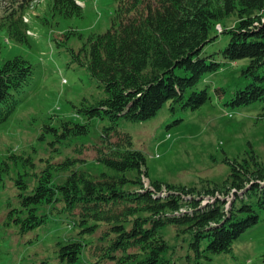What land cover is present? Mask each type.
<instances>
[{"label":"trees","instance_id":"16d2710c","mask_svg":"<svg viewBox=\"0 0 264 264\" xmlns=\"http://www.w3.org/2000/svg\"><path fill=\"white\" fill-rule=\"evenodd\" d=\"M7 1L0 33L15 43H28L30 29L24 16L33 0ZM78 1L52 0L51 13L83 18L85 7ZM116 1L107 32L91 34L78 52L72 50L74 62L87 68L104 96L78 110L85 123L64 121L62 130L45 126L40 137L45 141L46 134L52 135L51 149L60 154L61 145L71 138L88 136L92 120H107L110 124L94 149L96 162L108 171L93 174L79 168L84 160L67 157L48 161L35 173L33 187L28 173L19 174L8 223L26 235L51 216H66L76 234L57 243L62 264H178L180 258L162 233L165 228L189 244L188 264L231 253L264 211V161L254 151L242 160H227L232 168L223 185L189 188L151 180L152 187H146L144 177L150 178L146 157L135 148L132 135L120 130V123L153 120L166 106L172 113L200 109L211 100L202 83L224 62L249 60L242 75L250 83L227 105L240 109L264 102V0ZM230 18L233 26L223 24ZM214 30L230 35L222 52L224 62L215 53H204L216 40ZM33 78L34 66L22 56L0 62V128ZM10 160L35 167L32 156L12 153L0 162V187L11 169ZM54 171L69 175L57 184ZM47 207L51 211H42Z\"/></svg>","mask_w":264,"mask_h":264},{"label":"rangeland","instance_id":"374dc122","mask_svg":"<svg viewBox=\"0 0 264 264\" xmlns=\"http://www.w3.org/2000/svg\"><path fill=\"white\" fill-rule=\"evenodd\" d=\"M9 1L0 0V15ZM52 0H33L26 12L29 42L18 44L0 33V62L22 56L34 66V78L20 97V104L8 123L0 128V162L12 153L32 156L35 167L23 166L10 160V171L3 175L0 187V264H62L58 259L57 243L76 234L66 216H51L47 224L21 235L8 223L9 203H16L14 179L28 173L27 181L37 183L35 173L47 167V162L79 158V168L93 174L108 171L96 162L94 145L100 142L102 132L110 123L94 119L85 137H74L61 145L60 154L52 151L49 142L53 136L40 137L45 126L61 129L62 122L85 123L78 114L85 103L93 104L104 96L103 89L92 78L86 67L74 62L72 50L78 52L91 34H104L112 24L117 9L116 0H79L85 7L83 18H62L50 10ZM233 26L234 19L225 23ZM218 26L219 32L223 31ZM76 32L78 34H73ZM82 35V38H81ZM213 35L216 40L204 50L216 54L224 62L223 50L230 41L229 34ZM9 41V42H8ZM249 60L225 63L218 72L208 74L202 83L211 100L200 109L178 110L166 106L157 117L147 122L122 121L120 130L132 135L135 148L144 153L151 180L184 187L223 185L230 177L231 163L242 160L254 151L264 161V102L234 109L227 103L238 89L250 83L242 71ZM62 130V129H61ZM69 172H53L54 182L63 183ZM218 196L220 194L218 193ZM223 196V195H222ZM227 206L232 195L225 196ZM204 202V201H203ZM207 200L204 202L206 203ZM51 211V207L42 209ZM178 264L187 263L188 246L172 228L162 230ZM177 257V258H178ZM202 264H264V211L259 223L244 233L228 254L214 255Z\"/></svg>","mask_w":264,"mask_h":264},{"label":"built area","instance_id":"2783aa9c","mask_svg":"<svg viewBox=\"0 0 264 264\" xmlns=\"http://www.w3.org/2000/svg\"><path fill=\"white\" fill-rule=\"evenodd\" d=\"M222 32V31H221ZM229 199H231V198H229ZM208 201V200H207Z\"/></svg>","mask_w":264,"mask_h":264}]
</instances>
